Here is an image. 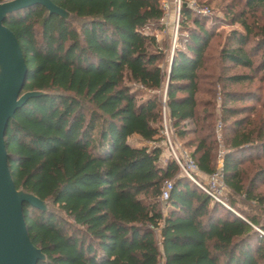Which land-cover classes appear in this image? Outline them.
<instances>
[{
    "label": "trees",
    "instance_id": "1",
    "mask_svg": "<svg viewBox=\"0 0 264 264\" xmlns=\"http://www.w3.org/2000/svg\"><path fill=\"white\" fill-rule=\"evenodd\" d=\"M51 1L69 20L34 5L3 21L26 66L21 92H45L15 111L4 134L15 188L47 202L45 212L22 205L29 240L45 257L36 264H264V222L236 208L237 198L264 207V194L255 192L264 167L248 178L241 168L264 159V118L249 128L244 115L253 106L232 104L257 103L258 95L228 89L264 82V0L227 10L239 27L217 50L218 74L205 63L214 37L209 18L180 0L168 75L164 44L153 33L164 29L162 0ZM234 68L245 71L225 73ZM216 84L227 133L226 206L151 145L163 138L164 108L169 133L191 135L182 146L201 173L214 172L208 108ZM166 180L171 189L161 203Z\"/></svg>",
    "mask_w": 264,
    "mask_h": 264
},
{
    "label": "water",
    "instance_id": "2",
    "mask_svg": "<svg viewBox=\"0 0 264 264\" xmlns=\"http://www.w3.org/2000/svg\"><path fill=\"white\" fill-rule=\"evenodd\" d=\"M34 5L42 6L48 15L53 14L69 20V13L51 0L0 2V264H36L45 259L41 250L29 240L22 216V205L26 203L45 212L47 202L29 192L15 188L7 167L4 146L5 130L8 121L13 119L15 111L29 98L45 93L41 90L21 92L26 66L13 32L3 25V21L10 14Z\"/></svg>",
    "mask_w": 264,
    "mask_h": 264
},
{
    "label": "rangeland",
    "instance_id": "3",
    "mask_svg": "<svg viewBox=\"0 0 264 264\" xmlns=\"http://www.w3.org/2000/svg\"><path fill=\"white\" fill-rule=\"evenodd\" d=\"M170 5V14L168 16L167 25L166 27L161 31H154L153 33L157 37L159 41H161L164 44V52H165V59L163 61L164 68L168 67L169 58L171 55V52L173 50V47L177 44V41L179 40L178 36V28L176 29L175 34H173L172 29V10H174V3L173 0H167ZM194 1L198 6L200 7H206L208 12L206 16L210 19H207L206 26L211 28L214 32V37L212 38L208 51H207V57L205 60L206 66L210 68V71L214 74H218L219 72V64L217 63V50L222 44V40L224 35L228 32V30L232 28H238L237 23H229L227 14V10L231 9L233 11H238L241 9V3L240 0H190ZM238 1L239 3L234 6V4ZM234 3V4H233ZM233 4V5H232ZM232 5L233 7H230ZM263 21L262 18L258 19V23L261 24ZM175 35V39L173 41V36ZM181 46V45H180ZM242 72L245 71V69L241 68H234L230 70H225V73L229 72ZM228 89L230 90H236V91H245V90H251L254 91L258 97L259 102H251V101H245L242 103L235 102L232 105L234 106H240L242 104H250L253 106L254 111L253 112H247L246 118L247 122H249V128H251V124L256 126L257 124H260L262 119L264 118V109L262 108V104H264V82H259L258 80H253V82L249 84H242V85H232ZM215 96L213 97L212 104L213 107H209L208 109L212 110L214 116L213 120L211 121V130L213 132V138H214V150H215V166H217V158L216 154L217 151L224 152L225 149V138L227 136V133H224V131L220 127V123L218 121L219 118V102H220V93H219V85H215L213 87ZM160 94L163 95V90L160 91ZM243 116V114H242ZM169 134V139L172 143L179 146V148L186 150L182 146V142L186 140V138H190L191 135H187L185 138L182 139H176L172 133ZM225 134V135H224ZM188 152V151H187ZM260 167H264V159H251L248 162H245L242 164L241 168L243 171V174L246 178L250 177L252 173ZM259 194H264V182L259 184L257 187V190L255 191ZM224 195V196H223ZM225 195L223 192L220 194V200L222 202H225ZM239 202L236 204V208L239 210H244L248 214L257 216L259 218L260 222H264V214L261 213V210L264 209V207H258L255 202H241V199L237 198ZM224 203V204H225ZM227 204V203H226Z\"/></svg>",
    "mask_w": 264,
    "mask_h": 264
},
{
    "label": "built area",
    "instance_id": "4",
    "mask_svg": "<svg viewBox=\"0 0 264 264\" xmlns=\"http://www.w3.org/2000/svg\"><path fill=\"white\" fill-rule=\"evenodd\" d=\"M174 3V10H172V29L173 34H175L177 25H178V15H179V5L180 0H173ZM187 6L195 13L205 15L207 14L208 10L206 7L198 6L194 1H187ZM161 7L163 10V17H162V24L164 28L167 25V18L170 12V5L167 0L161 1ZM173 41L175 39V35L173 36ZM169 131L166 125L165 120V113L164 108L162 110V134L163 138L159 141L151 142L153 146L161 147V151L159 154L160 160L164 158L172 159L177 167H178V174L180 176H184L192 181L200 190H202L205 194H207L211 199L216 202H219L226 206L224 202H222L219 198L221 192H223L224 184L222 181V173H221V158L222 152L217 151L216 158H217V166L214 172L210 174H203L201 173L194 159L189 155L186 150L179 148V146L172 143L169 139ZM171 189V181L166 180L162 183L159 193V201L161 203H165L168 199L169 191Z\"/></svg>",
    "mask_w": 264,
    "mask_h": 264
}]
</instances>
